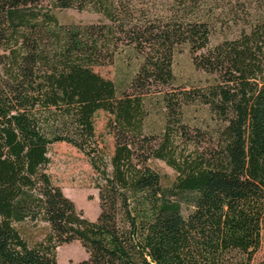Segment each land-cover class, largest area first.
Returning a JSON list of instances; mask_svg holds the SVG:
<instances>
[{
  "label": "trees",
  "instance_id": "trees-1",
  "mask_svg": "<svg viewBox=\"0 0 264 264\" xmlns=\"http://www.w3.org/2000/svg\"><path fill=\"white\" fill-rule=\"evenodd\" d=\"M167 1L160 16L142 15L138 0H0V264H57L72 241L87 257L69 264H264V7L210 46L214 14ZM64 9L105 21L60 23ZM183 45L213 81L163 94L164 128L145 132L143 96L173 81ZM125 46L142 62L119 97L95 67ZM195 104L205 115L191 124ZM99 110L111 153L96 134ZM56 143L88 159L94 220L48 173Z\"/></svg>",
  "mask_w": 264,
  "mask_h": 264
},
{
  "label": "rangeland",
  "instance_id": "rangeland-1",
  "mask_svg": "<svg viewBox=\"0 0 264 264\" xmlns=\"http://www.w3.org/2000/svg\"><path fill=\"white\" fill-rule=\"evenodd\" d=\"M193 7L203 13L214 14L216 17L214 33L210 38V46L220 42L225 36L231 37L234 32L246 25L252 18L257 17L263 10L264 0H192ZM167 0H138L137 8L143 14H168L170 5ZM196 5V6H195ZM139 14V13H138ZM60 23H91L105 21L104 17L92 9L78 11L77 9L56 10ZM142 62V57L130 47H122L115 56L112 64L95 67L102 76L111 79L116 88L117 95L131 93L129 85ZM173 81L168 85L159 84L151 87L147 96H143V108L147 110L144 120L145 132L159 134L166 123V109L163 107V94L179 96L183 89L194 86H203L213 81V76L203 70L197 69L192 62V55L188 45L179 47L172 58ZM185 112V111H184ZM205 112L198 104L192 105L185 112L184 118L191 124L202 120ZM109 113L99 110L94 116L96 134L102 141V146L107 152L113 150L114 140L107 130ZM51 162L48 173L55 185H58L65 196L70 198L76 208L85 217L94 220L99 212L97 189L94 187V173L87 157L75 147L66 143L54 144L49 152ZM152 166L161 174L170 177L174 171L161 160H152ZM86 252L80 242L72 241L57 248V264H69L86 258ZM264 257V246L258 254Z\"/></svg>",
  "mask_w": 264,
  "mask_h": 264
}]
</instances>
